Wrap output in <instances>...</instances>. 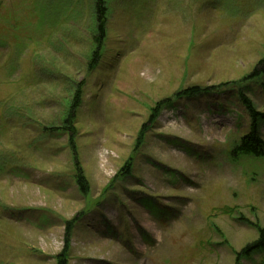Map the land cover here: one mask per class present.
<instances>
[{
  "label": "rangeland",
  "instance_id": "rangeland-1",
  "mask_svg": "<svg viewBox=\"0 0 264 264\" xmlns=\"http://www.w3.org/2000/svg\"><path fill=\"white\" fill-rule=\"evenodd\" d=\"M93 4L0 0V264H264V0Z\"/></svg>",
  "mask_w": 264,
  "mask_h": 264
},
{
  "label": "trees",
  "instance_id": "trees-1",
  "mask_svg": "<svg viewBox=\"0 0 264 264\" xmlns=\"http://www.w3.org/2000/svg\"><path fill=\"white\" fill-rule=\"evenodd\" d=\"M94 9V38L95 41V48L91 54V62L90 66L94 67L98 61L100 60V46L106 35V28H105V21L107 15V4L106 0H94L93 4ZM264 74V54L263 57L258 61L257 67L251 74L252 76L256 77L259 74ZM198 91H196L197 93ZM241 100L245 104L248 109V112L251 116V128L246 136L242 137L239 145H236L233 150L234 152H238L239 154L249 155L253 157H261L264 156V140H262L259 134V127H257L258 117L261 116V119L264 123V114H259L254 109V105L247 99L246 95L240 94ZM73 102L70 104V111L67 114L66 118L63 119V129L62 131H67L69 136V144L74 148V136H75V127L74 123V116L75 110L79 106L81 102V85L77 87L75 94L72 98ZM67 125V127H65ZM84 176L81 172L77 175V183L81 191H87V185L85 183ZM258 239L254 242L248 244L241 252L237 253V256L243 258H247L252 252L256 250H264V227L256 225L255 226ZM64 255V256H63ZM57 264H67L65 259V254L61 253L57 259Z\"/></svg>",
  "mask_w": 264,
  "mask_h": 264
}]
</instances>
